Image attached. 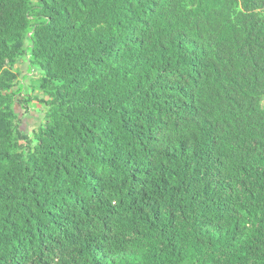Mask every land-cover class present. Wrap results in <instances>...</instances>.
<instances>
[{"label": "trees", "instance_id": "1", "mask_svg": "<svg viewBox=\"0 0 264 264\" xmlns=\"http://www.w3.org/2000/svg\"><path fill=\"white\" fill-rule=\"evenodd\" d=\"M0 264H264V0H0Z\"/></svg>", "mask_w": 264, "mask_h": 264}, {"label": "rangeland", "instance_id": "2", "mask_svg": "<svg viewBox=\"0 0 264 264\" xmlns=\"http://www.w3.org/2000/svg\"><path fill=\"white\" fill-rule=\"evenodd\" d=\"M16 69L18 71H21L23 75H26L25 60H21L16 66ZM29 93L31 92H28L27 90V94ZM43 110L44 109L41 106H36L33 110L31 109L29 113H21L20 110L17 108V111L20 114V119L23 121L22 129L24 130L25 133L31 135V133H33V131L39 125L43 124L42 114H41Z\"/></svg>", "mask_w": 264, "mask_h": 264}]
</instances>
